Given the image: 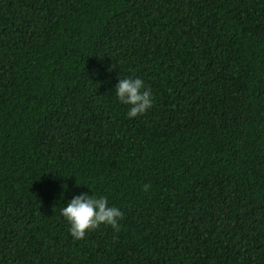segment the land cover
Instances as JSON below:
<instances>
[{"label": "trees", "instance_id": "16d2710c", "mask_svg": "<svg viewBox=\"0 0 264 264\" xmlns=\"http://www.w3.org/2000/svg\"><path fill=\"white\" fill-rule=\"evenodd\" d=\"M0 264H264V0H0Z\"/></svg>", "mask_w": 264, "mask_h": 264}, {"label": "clouds", "instance_id": "9594fccd", "mask_svg": "<svg viewBox=\"0 0 264 264\" xmlns=\"http://www.w3.org/2000/svg\"><path fill=\"white\" fill-rule=\"evenodd\" d=\"M114 91L119 103L128 106L129 119L143 115L154 104L151 89L139 77L119 78ZM148 188L149 185L145 184L144 190L147 191ZM60 214L69 225L68 232L75 240L83 239L86 231L95 230L101 225L110 226L118 232L119 221L122 219L120 209L110 205L107 197L93 193L89 195L86 192L73 195L60 209Z\"/></svg>", "mask_w": 264, "mask_h": 264}]
</instances>
